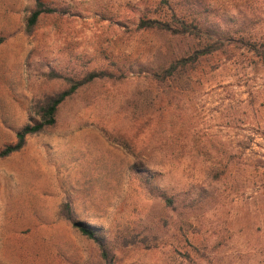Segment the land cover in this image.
<instances>
[{
	"label": "rangeland",
	"instance_id": "rangeland-1",
	"mask_svg": "<svg viewBox=\"0 0 264 264\" xmlns=\"http://www.w3.org/2000/svg\"><path fill=\"white\" fill-rule=\"evenodd\" d=\"M42 1L54 11L27 32L35 0H0V149L70 79L112 77L83 83L0 158V264H264V62L230 47L159 83L151 72L203 44L138 27L170 20L169 6ZM196 1L210 30L264 38V0H170Z\"/></svg>",
	"mask_w": 264,
	"mask_h": 264
},
{
	"label": "trees",
	"instance_id": "trees-1",
	"mask_svg": "<svg viewBox=\"0 0 264 264\" xmlns=\"http://www.w3.org/2000/svg\"><path fill=\"white\" fill-rule=\"evenodd\" d=\"M161 4H165L170 7L171 19L160 20L156 18H140L138 21L139 28H157L166 30L176 35H190L196 38L203 39V44L200 48H197L188 56H183L172 60L168 66L162 68L159 71H153L150 73L152 79L156 82L164 83L168 80L177 81L189 75V71L194 67V64L203 56L212 54L216 51H226L230 47H243L248 52H251L257 59L264 62V38L258 37L256 34L247 33L245 30L240 32L231 33L229 30L212 29L206 27L207 20L203 16L202 11H208L203 8L200 2L192 4L190 11H176L172 6L170 0H160ZM189 4V0H184ZM184 3V4H185ZM203 9V10H202ZM54 11L45 4L42 0H35L34 6L28 16L25 19V29L30 32L36 25L39 17L43 13H50ZM4 40L3 36H0V42ZM103 77L111 78L112 74H108L105 71H90L83 80L74 81L69 80V86L56 95L52 96L48 102L41 108V119L32 124H26L16 132V141L8 145L3 146L0 149V158L9 156L13 152L20 150L24 144L27 136L42 131L45 127L51 126L55 123L56 112L61 103L67 99L70 95L79 89L83 83L95 81ZM143 182L147 184L151 176L142 177ZM149 191H153V188H149ZM160 197L167 205L172 204V198L164 191L158 190L155 193ZM65 217L71 218L68 207L65 208ZM73 226L83 235L88 238H92L97 241L102 249L101 255L106 260L108 259V251L104 247L102 240L96 235L95 228L91 227L82 221L74 220Z\"/></svg>",
	"mask_w": 264,
	"mask_h": 264
}]
</instances>
